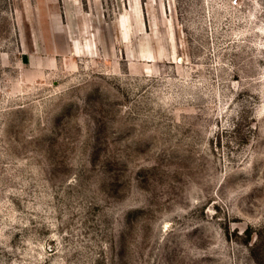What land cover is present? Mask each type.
<instances>
[{
	"label": "rangeland",
	"instance_id": "1",
	"mask_svg": "<svg viewBox=\"0 0 264 264\" xmlns=\"http://www.w3.org/2000/svg\"><path fill=\"white\" fill-rule=\"evenodd\" d=\"M0 264H264V0H0Z\"/></svg>",
	"mask_w": 264,
	"mask_h": 264
}]
</instances>
